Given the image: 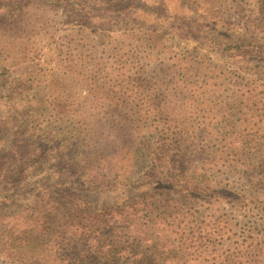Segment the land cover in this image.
Returning <instances> with one entry per match:
<instances>
[{
    "label": "rangeland",
    "instance_id": "obj_1",
    "mask_svg": "<svg viewBox=\"0 0 264 264\" xmlns=\"http://www.w3.org/2000/svg\"><path fill=\"white\" fill-rule=\"evenodd\" d=\"M114 212L264 264V0H0V264L150 259Z\"/></svg>",
    "mask_w": 264,
    "mask_h": 264
},
{
    "label": "trees",
    "instance_id": "obj_2",
    "mask_svg": "<svg viewBox=\"0 0 264 264\" xmlns=\"http://www.w3.org/2000/svg\"><path fill=\"white\" fill-rule=\"evenodd\" d=\"M165 161V160H164ZM166 163V161H165ZM168 164H174V162L168 161ZM167 165V164H166ZM188 192H184L186 195L185 197H191L193 200H200V192L194 185H189L187 188ZM180 194V193H179ZM149 199L146 198H139L137 203L134 207L128 208L131 212L140 214L142 211L135 210L136 208L143 207V210L150 207V204L147 203ZM192 200V201H193ZM163 203V202H162ZM137 205V206H136ZM160 209H166L163 206ZM133 214H124L114 212L111 214V217L108 219L107 222H98L99 224L104 225V231L106 232L107 229L110 230V234L113 235L115 232V228H113L116 224H125L128 225L125 229L127 230V234L135 235V239L137 242H141L142 244H148L149 242H153L152 234L157 232L161 235L164 243L162 245H154L151 247V258L147 259L143 256H136L138 258L136 264H198L199 261V252L201 243L204 239V231L203 227L199 230L194 232L192 229H187L183 222H179L178 220L172 219L171 222L165 223L163 222H152L148 218L147 220H143L144 222L141 223L138 220H134L135 222L130 221ZM157 225H159L157 227ZM159 229L158 230H156ZM232 242L234 248H232L229 253H231V264H238V261L243 258L245 253H248V247H251V239L243 240L242 242ZM91 245H93V249H96V252L100 251L99 242L96 240H89ZM88 246V244L86 245ZM165 251V253H161L159 251ZM172 251H176L177 255L174 256ZM186 254H185V253ZM182 253V254H181ZM146 262V263H143ZM248 264V261L246 262ZM257 264H260L257 262Z\"/></svg>",
    "mask_w": 264,
    "mask_h": 264
}]
</instances>
